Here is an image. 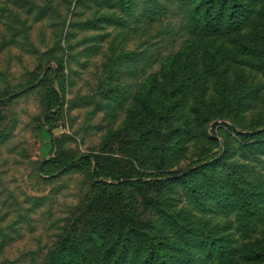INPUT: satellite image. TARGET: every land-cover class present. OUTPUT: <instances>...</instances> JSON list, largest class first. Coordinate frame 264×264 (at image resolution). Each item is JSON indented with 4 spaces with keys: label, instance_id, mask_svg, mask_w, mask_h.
I'll return each mask as SVG.
<instances>
[{
    "label": "rangeland",
    "instance_id": "374dc122",
    "mask_svg": "<svg viewBox=\"0 0 264 264\" xmlns=\"http://www.w3.org/2000/svg\"><path fill=\"white\" fill-rule=\"evenodd\" d=\"M136 4L151 15L128 14L121 0H0V264H48L52 249L77 244L96 264H139V248L160 242L197 250L203 236L185 243L165 212L227 235L233 264H264V145L242 137L264 130L263 9L237 33L191 34L179 0ZM52 85L63 105L43 126ZM223 139L215 177L199 171L198 181L252 186L256 217L174 180L223 152ZM56 152L97 156L103 171L65 172ZM160 169L172 180L137 188L122 178Z\"/></svg>",
    "mask_w": 264,
    "mask_h": 264
},
{
    "label": "trees",
    "instance_id": "16d2710c",
    "mask_svg": "<svg viewBox=\"0 0 264 264\" xmlns=\"http://www.w3.org/2000/svg\"><path fill=\"white\" fill-rule=\"evenodd\" d=\"M124 8L128 14L136 16H142V14L150 16V6H145L143 12H135L137 9L136 0H121ZM183 14V28L190 31V33L209 34V33H237L243 26L246 19L251 18L256 14L258 6L261 5V9L264 12V0H179ZM148 3V2H147ZM146 3V4H147ZM161 5V4H159ZM162 6L161 9H163ZM135 16V15H134ZM136 56L134 51H126L121 54V58L130 59ZM167 65H171L167 62ZM186 72L188 69V61L184 63ZM52 66H48L47 71L52 70ZM188 79H186L187 81ZM185 81V82H186ZM187 85V83H181ZM252 94V91H243L241 99H245ZM51 105L47 112L43 116L42 125H46V120L51 119L53 115L60 114L61 107L63 105V97L60 92V88L52 85L51 93ZM246 141L256 139L258 145H264V130L258 131L256 129L249 130L247 134L242 136ZM53 144L56 140H52ZM229 144L226 139H223V152L219 155L211 156L202 162H194V167H188L182 170L181 173L174 178L175 181L181 182L186 187L191 188L193 193L199 195H212L211 199L215 196H219L221 199L217 202L218 206L223 209H228L230 203L239 201L244 215L250 217H256L260 208L257 205L260 193L255 190L252 186L243 184L240 186V190L233 192L221 191L219 186L213 185L208 186L207 183L204 185L198 181L200 178L197 177V173L200 171L203 173V181L207 179L212 181L215 177V172L222 165L224 157L228 153ZM53 161L58 160V165L63 171H71L83 164H90V170L92 176L97 179L99 174L103 171V167L98 160L97 156L79 155L70 160L63 161L62 155L56 152ZM50 161V162H51ZM168 172L165 169L158 170L155 174L146 173H134V174H122V178L127 179L128 185L132 187L142 188L155 184H166L172 179L169 178ZM204 187V188H203ZM237 189V188H236ZM214 195V196H213ZM232 196H235L233 200ZM166 214V212H165ZM166 220L169 219V223L173 227L175 233L181 235L185 243L194 237L195 235L201 234L203 237L200 238L198 235L199 244L196 247H187L180 245L174 247L171 243L163 242L149 245L148 247L139 248L137 255H141L139 264H233L236 256V250L230 246V238L227 235L218 236L216 231L208 232L207 229L203 230L197 228L196 230L190 229V222L187 218H183L179 213L175 215L166 214ZM70 246H62L52 249L53 260L48 264H69L66 260H63V256L66 254L67 260L72 263L77 259V264H96L92 256L89 255L88 250H84L81 245L77 244ZM187 245V244H186ZM196 246V245H195ZM122 252V251H121ZM173 254V255H172ZM136 255V256H137ZM264 254H259L258 257ZM180 256V257H179ZM71 260V261H70ZM73 264V263H72ZM123 264V262H122Z\"/></svg>",
    "mask_w": 264,
    "mask_h": 264
}]
</instances>
